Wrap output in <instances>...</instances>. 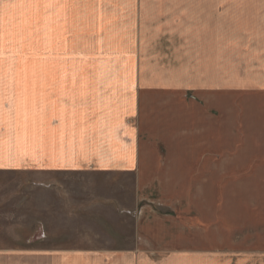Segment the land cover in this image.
<instances>
[{"label":"crops","instance_id":"obj_1","mask_svg":"<svg viewBox=\"0 0 264 264\" xmlns=\"http://www.w3.org/2000/svg\"><path fill=\"white\" fill-rule=\"evenodd\" d=\"M45 1L47 29L65 31L60 46L66 32L80 33L76 42L93 52L90 60L80 62L113 60L120 69L98 66L72 75L27 71L22 77L37 81L0 84V89L9 87L8 95L0 94V172L132 173L138 206L151 211L142 220V242L133 249L4 248L0 264H231L228 256L243 264L235 256H251L259 249L264 253V136L259 122L246 126L247 153L241 149L243 133L236 146L240 150L227 148L224 118L216 112L203 115L196 132L194 106L185 98L193 84L181 89L177 82H164L152 62L159 53L148 56L144 39L162 33L167 47L186 62L183 72L192 71L194 16L203 15V77L209 83L225 80L226 16L264 14V0ZM131 36L133 63L125 50L107 54ZM100 48L106 49L100 54ZM218 87L213 95L224 102L226 84L218 82ZM197 192L201 197L196 198ZM228 217L233 218L230 228ZM231 233L237 234L233 240ZM164 236L172 242L156 241Z\"/></svg>","mask_w":264,"mask_h":264},{"label":"rangeland","instance_id":"obj_2","mask_svg":"<svg viewBox=\"0 0 264 264\" xmlns=\"http://www.w3.org/2000/svg\"><path fill=\"white\" fill-rule=\"evenodd\" d=\"M46 7L44 0H0V84L37 81L22 77L27 71L62 70L72 75L70 72L98 66L101 70L120 69V62L113 60L108 64L80 62V59L90 60L93 55L92 48L79 46L76 42L75 37L80 33L66 32V40L60 46L58 41L65 31L47 29ZM203 19V15L194 16L195 58L192 71L183 72L186 71V62L181 61L183 58L175 54L174 48L167 47L160 32H152L144 38L148 40L146 53L148 56L150 51L159 53L156 57H159L158 62H152H156L164 82H177L181 89L193 84L185 98L194 106L196 132L201 129L198 128L202 124L201 117L216 112L224 118L227 148L240 150L236 146H239L237 142L243 133L245 143L241 149L247 153L250 140L249 134L245 133L248 130L246 126L252 121L259 122V135L264 136V128L261 131L260 125L264 119V14L234 13L226 16V78L210 80V83L203 77ZM118 36L115 38L120 40ZM129 38V42H121L123 47L110 49L107 54L121 55L125 50L133 63L135 40L134 36ZM102 49L106 48H100V54ZM128 69L132 70L133 64ZM170 70L174 79L169 74ZM218 82L226 84L224 102L213 95L219 93ZM214 89V93H208ZM1 93L2 96L8 95L9 87L0 89ZM174 111L172 108V115ZM260 186L264 189V184ZM198 197L201 194L197 192ZM152 198L158 199L155 194ZM138 204L136 177L132 173L91 170L0 172V249L41 246L52 249H133L142 242L140 228L144 215L147 219L150 210L147 208L146 212L144 206ZM182 207L179 205L177 210L182 211ZM155 209L164 213L171 211ZM230 219L233 218L228 217V228L232 225ZM236 236L231 233L230 240ZM156 241L170 244L172 239L164 236L160 240L156 238ZM180 241L179 238L181 245ZM228 258V263H236L233 257ZM235 259H241L237 262L243 264H264V253L259 249V253L237 255Z\"/></svg>","mask_w":264,"mask_h":264}]
</instances>
